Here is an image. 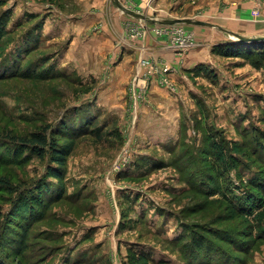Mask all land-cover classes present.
Wrapping results in <instances>:
<instances>
[{
    "label": "rangeland",
    "instance_id": "1",
    "mask_svg": "<svg viewBox=\"0 0 264 264\" xmlns=\"http://www.w3.org/2000/svg\"><path fill=\"white\" fill-rule=\"evenodd\" d=\"M73 9L0 0L2 261L130 264L131 251L146 257L139 264H264V42L246 45L260 57L211 50L198 63L208 73L184 70L180 88L150 60L122 69L87 51L86 36L72 46ZM165 26L177 33L152 30ZM193 26L150 30L185 39L180 56L201 54ZM154 83L177 97L175 125L148 109ZM48 126L59 146L73 142L62 168L5 139Z\"/></svg>",
    "mask_w": 264,
    "mask_h": 264
},
{
    "label": "crops",
    "instance_id": "2",
    "mask_svg": "<svg viewBox=\"0 0 264 264\" xmlns=\"http://www.w3.org/2000/svg\"><path fill=\"white\" fill-rule=\"evenodd\" d=\"M116 1L125 9L145 18H135L120 11ZM257 2L258 0H69L74 9L65 18L73 23L77 31L72 46L78 43L80 36H86L87 51L113 54L114 58H118L119 68L134 67L137 71L140 67L143 72L144 67L140 64L142 59L150 60L159 68L169 67L171 83L181 88V84L190 82L183 71L203 60H210L212 48L223 41L221 35H228L222 29L243 36L264 35L263 1L260 3V16L254 22L256 24L252 23V11L256 9ZM180 19L197 20L211 25L193 26L201 54L199 49H193L180 56L166 37H158L150 30L153 26L163 25L152 20L161 22ZM246 23L252 25L245 26ZM136 26H139L140 34L132 39L133 27ZM241 26L250 28L242 29ZM152 85L148 109L159 112L161 117L169 118L175 125V118L180 116L177 97L155 83ZM164 124L168 125L166 122Z\"/></svg>",
    "mask_w": 264,
    "mask_h": 264
},
{
    "label": "trees",
    "instance_id": "3",
    "mask_svg": "<svg viewBox=\"0 0 264 264\" xmlns=\"http://www.w3.org/2000/svg\"><path fill=\"white\" fill-rule=\"evenodd\" d=\"M262 42H264V40L260 42L224 41L215 45L212 48V50L225 58L241 59L243 57H252V56L260 57L263 56L262 52H256V50H253L254 48L249 49L248 46L246 45L250 44L253 46H258V43H262ZM190 72H192L190 74H194V72L208 73V68L204 65L201 66L199 64ZM53 135L54 132L52 130V127L48 126L39 131L30 133L28 136H10L9 134H6L5 139H7L9 143L14 145L15 147H18L21 150H27L30 154L36 155L40 159H43L45 156H49L52 162L56 165V167L62 168L65 164V159L73 151V142L71 141L68 142V144L59 146L55 142V138ZM50 174L51 176L57 178L61 177V174L59 173L58 170H51ZM1 181L5 182L4 180ZM250 201L251 199H249V197L246 195L237 197V203L240 205L244 204L246 208H248L247 206L252 205L249 203ZM252 203L254 205L255 201ZM6 220L7 218L5 217L3 209L0 206V246H1V242H3L4 240L2 236L3 233L2 226ZM129 253L130 254L128 257V261L130 264H139L141 261L146 259L145 256H142V254H137V253L134 254V252L131 251ZM0 264H5L1 259V253H0Z\"/></svg>",
    "mask_w": 264,
    "mask_h": 264
},
{
    "label": "water",
    "instance_id": "4",
    "mask_svg": "<svg viewBox=\"0 0 264 264\" xmlns=\"http://www.w3.org/2000/svg\"><path fill=\"white\" fill-rule=\"evenodd\" d=\"M118 8L120 10H122L123 12H126L127 14L134 16V17H138V18H145L143 15L135 13L133 11L127 10L125 9L123 6H121V4L119 2L116 1L115 3ZM152 22L154 23H160L163 25H176V24H189V25H208L211 26L210 24L206 23V22H202V21H197V20H190V19H180V20H167V21H156V20H152ZM224 32H226L230 38L232 40H237L240 42H258V41H263L264 40V35L262 36H243V35H239L236 33H232L230 31L224 30L222 29Z\"/></svg>",
    "mask_w": 264,
    "mask_h": 264
},
{
    "label": "built area",
    "instance_id": "5",
    "mask_svg": "<svg viewBox=\"0 0 264 264\" xmlns=\"http://www.w3.org/2000/svg\"><path fill=\"white\" fill-rule=\"evenodd\" d=\"M252 16H253V17H256V16H257V10H256V9L252 11ZM173 27H174V26H173ZM152 30H154V32H155L156 34H158V35H162V36H163V35H164V36H169V35L174 36V35L177 33V32L175 31V29H174V28H171L170 26L162 27V29H160V28H154V29H152ZM139 34H140L139 31L136 32V31L134 30V31H133V34H132V37H133L134 35L138 36ZM171 43L173 44V46H174L176 49H182V48L186 47V45H187V41H186L185 39H181V40H177V41L172 40ZM143 64H146V62H143ZM169 71H171L169 67H164L163 70H162L163 73H166V72H169ZM164 82H166L165 79H164Z\"/></svg>",
    "mask_w": 264,
    "mask_h": 264
}]
</instances>
